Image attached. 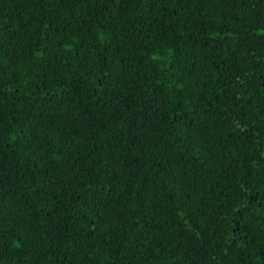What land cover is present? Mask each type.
Listing matches in <instances>:
<instances>
[{"label": "trees", "instance_id": "obj_1", "mask_svg": "<svg viewBox=\"0 0 264 264\" xmlns=\"http://www.w3.org/2000/svg\"><path fill=\"white\" fill-rule=\"evenodd\" d=\"M0 264H264V0H0Z\"/></svg>", "mask_w": 264, "mask_h": 264}]
</instances>
